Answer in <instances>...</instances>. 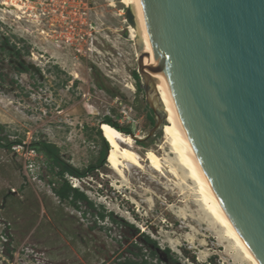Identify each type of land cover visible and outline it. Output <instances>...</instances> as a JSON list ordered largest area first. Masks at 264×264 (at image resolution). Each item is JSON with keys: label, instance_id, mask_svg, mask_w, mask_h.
<instances>
[{"label": "rangeland", "instance_id": "374dc122", "mask_svg": "<svg viewBox=\"0 0 264 264\" xmlns=\"http://www.w3.org/2000/svg\"><path fill=\"white\" fill-rule=\"evenodd\" d=\"M126 9L121 0H0V135L26 147L46 140L79 169L96 163L105 117L147 137L146 88L141 80L137 92L132 75L141 56L137 39L125 36ZM143 141L148 148L133 143L143 170L128 165L121 178L106 161L83 180L68 177L117 223L59 202L41 155L30 170L22 152L0 148V264H251L198 201L162 128ZM150 151L164 160L163 172L145 161Z\"/></svg>", "mask_w": 264, "mask_h": 264}, {"label": "water", "instance_id": "95a60500", "mask_svg": "<svg viewBox=\"0 0 264 264\" xmlns=\"http://www.w3.org/2000/svg\"><path fill=\"white\" fill-rule=\"evenodd\" d=\"M141 4L196 156L229 218L264 264V0ZM125 16L137 28L133 8L127 7ZM142 56L138 74L156 122L145 138L129 135L134 141L155 136L165 122Z\"/></svg>", "mask_w": 264, "mask_h": 264}, {"label": "bare ground", "instance_id": "6f19581e", "mask_svg": "<svg viewBox=\"0 0 264 264\" xmlns=\"http://www.w3.org/2000/svg\"><path fill=\"white\" fill-rule=\"evenodd\" d=\"M14 2V1H13ZM126 7L133 8L137 20V28L128 27L129 38L141 40L142 49L140 56L143 70L148 77L154 81L159 101L165 114V122L162 127L166 143L171 148V154L175 155L177 164L182 168L185 176L193 183L194 190L198 195V201L206 212L223 229L224 235L231 240L236 248L240 250L244 258L251 264H260L249 246L246 244L237 228L229 218L216 195L204 169L202 168L196 153L192 147L189 137L185 131L182 121L178 115L173 98L155 53L151 37L148 31L146 20L142 10L141 0H121ZM103 137L107 140L110 150L107 162L110 168L121 178H125V170L131 165L134 168L143 170L144 159L134 151V140L108 124L100 127ZM149 167L155 171L163 172L165 164L163 159L153 151H150L145 158ZM168 172L176 179H181L177 170L172 167Z\"/></svg>", "mask_w": 264, "mask_h": 264}, {"label": "trees", "instance_id": "16d2710c", "mask_svg": "<svg viewBox=\"0 0 264 264\" xmlns=\"http://www.w3.org/2000/svg\"><path fill=\"white\" fill-rule=\"evenodd\" d=\"M133 77L135 79V86L137 92H142L141 86V78L140 75L135 71L133 72ZM96 77V75H94ZM97 86L101 89H104L102 84L97 80ZM146 121L151 126V128L155 125V115L153 111L146 106ZM101 123L108 124L118 130L119 132L125 135H135V132L132 126H121L119 123L114 121L110 117H105ZM2 127L0 126V130ZM161 134H159L160 136ZM97 136L101 141V150L99 153V157L97 158L96 163L89 165L86 169H79L70 164L64 157L61 155L59 148L46 140H36L30 144V147L34 149L37 154L41 155L45 159V164L48 169V172L51 176V180L49 181V186L53 194L57 197L59 202L68 204L71 208L76 211H82V205L86 207V210L83 211V216H86L87 213H94L98 220H105L106 218L111 219L113 223H117L113 214L106 211H98L95 204L88 198V196L78 188H75L70 183L68 177L76 178L78 180H83L89 176H91L95 171L99 168L103 167L106 164L108 152L110 150V146L107 140L103 137L101 129H97ZM138 146L148 148V143L146 141H135ZM23 145V141H8L6 137L0 135V148L5 149L7 151H12L14 146ZM147 245H153L157 249V244L153 241L149 236L142 234ZM136 248L139 250L135 256L145 257L143 254V249ZM8 251V250H7ZM169 250H163V254L166 256H170ZM150 255L152 258L158 257L157 252L151 251ZM118 264H148L146 260H142L139 262L137 260H133L131 258H126L124 261L119 262Z\"/></svg>", "mask_w": 264, "mask_h": 264}, {"label": "built area", "instance_id": "2783aa9c", "mask_svg": "<svg viewBox=\"0 0 264 264\" xmlns=\"http://www.w3.org/2000/svg\"><path fill=\"white\" fill-rule=\"evenodd\" d=\"M123 113L126 114L125 111ZM14 151L17 153L22 152L25 158L26 166L31 170L34 167L33 159L37 155V152L31 147H26V144L23 142V145H17L13 147ZM72 178V177H70Z\"/></svg>", "mask_w": 264, "mask_h": 264}, {"label": "flooded vegetation", "instance_id": "af4514ba", "mask_svg": "<svg viewBox=\"0 0 264 264\" xmlns=\"http://www.w3.org/2000/svg\"><path fill=\"white\" fill-rule=\"evenodd\" d=\"M8 43H9V40H6L5 44H8ZM23 52L24 51L21 49L19 43L14 42V45L13 44L11 45V53L14 59H20L22 57Z\"/></svg>", "mask_w": 264, "mask_h": 264}]
</instances>
